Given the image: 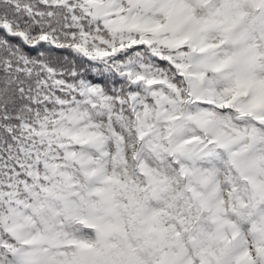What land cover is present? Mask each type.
<instances>
[{
    "label": "snow or ice",
    "instance_id": "1",
    "mask_svg": "<svg viewBox=\"0 0 264 264\" xmlns=\"http://www.w3.org/2000/svg\"><path fill=\"white\" fill-rule=\"evenodd\" d=\"M0 264H264V0H0Z\"/></svg>",
    "mask_w": 264,
    "mask_h": 264
}]
</instances>
